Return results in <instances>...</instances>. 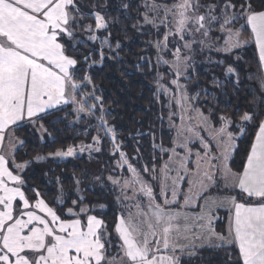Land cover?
Returning a JSON list of instances; mask_svg holds the SVG:
<instances>
[{
    "label": "snow or ice",
    "instance_id": "6c2138e0",
    "mask_svg": "<svg viewBox=\"0 0 264 264\" xmlns=\"http://www.w3.org/2000/svg\"><path fill=\"white\" fill-rule=\"evenodd\" d=\"M146 7L153 15L146 12L144 23L166 29L161 32L163 40L155 42L157 49L167 50L170 38L181 44H173L171 53L177 77L172 83L177 89H182L181 65L186 66L191 59L182 55L181 47L191 52L192 45L198 44L230 54L247 43L241 37L248 27L264 64V10H257L252 0H174L171 5L153 0ZM110 22L95 6L84 11L79 0H0V148L9 130L14 133L21 127L38 125L46 131L41 120L64 106H74L77 115L94 117L98 131L110 135L112 154H119L117 167L127 166L132 178L110 176L109 180L120 188L118 199L133 202L131 208L123 205L126 214L122 212L109 231L105 220L93 214L95 209L83 206L82 197L68 206L61 191L56 200L58 212L39 190L28 187L23 175L28 162L17 163L13 152L10 167L9 158L0 154V264H182V256L192 255L197 243L225 250L237 248V264H264V112L258 111L264 98L251 110L238 109L235 120L220 116L219 128L203 113H198L199 130L185 127L182 116L176 147L182 148L184 155L175 147H161L171 155L163 166L157 194L121 150L91 76L77 75L79 64H103L105 49L113 52L120 48L119 41L113 48ZM213 31L224 34L223 46L213 44ZM81 47L92 50L80 55ZM96 54L98 60L92 59ZM225 75L237 76L238 83L233 66H226ZM89 86L90 91L86 90ZM253 124L256 131L246 160L242 169L234 172L229 161L239 137L230 129L235 126L243 136L245 126ZM201 131L208 133L207 139ZM94 140L99 144V135ZM197 140L202 151L193 153L189 144ZM85 148L93 149V145H81L79 151ZM76 152L69 146L51 155L71 157ZM150 171L154 172L143 168L144 173ZM218 178L236 195L205 197ZM185 179L188 190L181 204ZM138 195L147 201L136 199ZM219 209L228 213L224 232L217 231L214 223L220 219Z\"/></svg>",
    "mask_w": 264,
    "mask_h": 264
},
{
    "label": "trees",
    "instance_id": "16d2710c",
    "mask_svg": "<svg viewBox=\"0 0 264 264\" xmlns=\"http://www.w3.org/2000/svg\"><path fill=\"white\" fill-rule=\"evenodd\" d=\"M144 2L145 0H79L84 11L90 12L95 6V10L105 12L113 20L109 25L111 41L114 49L115 43L119 41L120 48L113 52L105 49L103 64L97 63L91 67L79 64L80 71L77 75L91 76L97 95L102 96L104 109L108 114V126L114 128L121 150L158 194V182L152 176L162 175L169 151L162 152L160 149L173 147L174 133L167 121V100L164 94L155 89L154 78L160 68L149 61L151 55L145 49L149 35L144 33L142 25L139 27L146 12ZM252 3L257 10H264V0H252ZM250 36L247 33L245 37ZM197 48L201 49L198 44L194 46L193 59L185 80L189 101L192 99L196 107L215 122L222 115L235 120L238 109L246 111L259 105L264 98V81L253 43L235 49L230 54H215L217 60L212 64L206 63L210 51L204 50L201 54ZM91 50V47H81L80 55H87ZM232 56L238 59L233 61ZM92 59L98 60V54ZM227 65L235 68L238 83L237 76L225 75ZM86 90L90 91L91 86ZM196 96L201 98L200 101L198 99V104ZM258 111L264 112V106H259ZM39 123L46 129L43 137L38 132V125H27L15 131L19 142L23 141L14 153L15 160L17 163L26 161L29 164L23 173L28 187L39 190L45 201L58 212L60 209L56 200L61 191L68 206H72V200L79 201L82 197L83 206L95 209L93 214L103 218L109 231H112L119 215L122 212L126 214L123 205L131 207L129 202L118 199L121 195L120 188L113 185L109 177L131 179L132 173L127 171V166L123 167L122 172L116 166L119 154H112L110 135L98 131V122L94 117L77 115L74 106H64L63 110L47 115ZM255 131V124L249 125L246 135L237 141L238 147L230 163L235 172L242 169ZM97 135L99 144L94 140ZM81 145H93V149L98 147L100 151L85 148L81 152ZM69 146L77 149L76 156L60 160L51 155L58 150H66ZM145 166L154 172L144 173ZM142 198L144 202L147 200V197ZM79 206L78 203L77 207ZM223 227V223H219L216 230L224 232ZM237 253L235 247L228 250L203 249L190 256H183L182 264H237Z\"/></svg>",
    "mask_w": 264,
    "mask_h": 264
},
{
    "label": "rangeland",
    "instance_id": "374dc122",
    "mask_svg": "<svg viewBox=\"0 0 264 264\" xmlns=\"http://www.w3.org/2000/svg\"><path fill=\"white\" fill-rule=\"evenodd\" d=\"M152 2H153V0H145L144 3H145V6H146V5H150ZM155 2L159 3V4H169V5H171L174 2V0H155ZM146 12H148L149 15H153V13L150 12L147 7H146ZM144 14H143V17H144ZM111 21H113V20H111ZM141 25L145 29L144 33H147L149 35V41H147L145 43L146 52H149L150 55H151L149 61L152 64H157L158 67L160 68V70L158 71L156 77L154 78L155 89H156V92L164 94L165 100H167L166 101V107L169 110L168 114H167V117H168L167 121L170 123V126L172 127L173 133H174V136H173V147H175L176 151L179 152L181 155H184V150L182 148L176 147L177 129L182 123V121H181V117L182 116H183V124H184L185 127L192 126V127H196L197 130H199L197 122L200 119V117H199L198 113H203V115L205 117H208L209 122L213 126H215L216 128L220 127L219 118H217V122H215V120L213 118H211L209 115L205 114L200 108L198 109V107H196L197 105H195L193 103L192 99H191V101H189L188 97L186 95V89H187L186 82H185L186 74H187V72L189 70V64H190V62L193 59L192 53H194L193 50H194V46L196 44L192 45V49L193 50L191 52H189L187 49H184L183 47H181L182 55L190 56L191 59L187 61V65L186 66L184 64L181 65V75L179 76V83L181 84L182 89H177L176 86L172 83V81L174 79H176L177 77H176V74H175V69L171 66V61L173 60V56L171 55V53L174 51L173 44H176V46H181L180 42H178L177 40H172L170 38V42L168 44L167 50L161 52L155 46V42L158 41V40L159 41L163 40L161 32L166 31V29L161 27L158 30L157 28L153 27L152 25L145 24L144 21L142 23H139V27H141ZM237 27H239V25H237ZM247 33H249V35L251 34V31L249 30V28H246V29L242 30L241 39H242V41H247V43H243L241 47L236 48V49L244 48V46L249 45V43L251 42V36L246 38L245 36H246ZM243 34L245 36H243ZM197 38L199 39L198 36H197ZM225 38L226 37L224 36V34L220 33L219 31H213L212 34H211L212 42L216 46H223ZM254 47L256 49L255 45H254ZM201 49L197 48L198 52L201 53V54L203 53L204 50L210 51V53L208 54V57H207V61L208 62L206 61V63H211L212 64V63L216 62L217 58H216L215 54H218L219 52L216 51L215 48H211L210 49L208 47H203ZM256 51H257V49H256ZM257 55H258V53H257ZM147 58H149V57L147 56ZM158 58H160L159 62H158ZM237 59H238V57H233V56L231 58V60H233V61H235ZM163 60H167L170 63L165 64V63H163ZM258 60H259V56H258ZM200 65H202L201 62H200ZM259 65L261 66L260 60H259ZM261 70H262V68H261ZM158 85L162 86V87H158ZM202 93H205L204 90H202ZM198 99H199V101L201 100V98H199V96H196L195 100H197L196 101L197 104H198ZM159 103L161 104V100H159ZM248 127H249V125L245 126V134L243 136L239 135V130L237 128H235V126L233 128H231L230 131H233L234 134L239 137L237 139V141H238L240 138H242V137H244L246 135ZM38 132L41 135V137H43L44 134H46V131H42L39 126H38ZM201 135H203L206 139L208 138V133L207 132L201 131ZM13 139L15 140V136L14 135H13ZM237 141H236V143H237ZM6 146H8V145L6 144L5 147ZM189 147L192 149L193 153H195L197 151H202L198 140L195 141L194 143L189 144ZM7 150H8V152H11L9 146H8ZM213 151L214 152L216 151L215 148H213ZM170 155H171V153L168 152V158H167V161L165 163H167L169 161V156ZM53 157L54 158H58L60 160H66L67 158H69V157H56V156H53ZM232 158H233V156H232ZM232 158H231V160H232ZM231 160L229 161V165L231 163ZM116 166H117V163H116ZM189 167L190 168H194V165L193 164H189ZM122 170H123V168H119L120 172H122ZM171 175H175V173L173 172V173H171ZM162 180H163V173L156 180V182H158V188H160ZM169 183H170V181H169ZM187 184H188V181H187V179H185V181L183 183L182 190H181V201H180L181 204L183 203V199H182L183 193H186L187 190H188ZM127 192H128L129 196H132L131 188L127 189ZM227 192L233 193L234 191L225 188L222 179L218 178L217 185L209 188L208 191L204 193V196L205 197H214L216 193H227ZM142 197H143L142 195H138L136 197V199L143 201ZM123 201L129 202L130 207H131V204L133 203L130 200H123ZM200 203L202 205L203 204V200H201ZM133 210L135 211V209H133ZM189 211H193L194 212V211H196V209H190ZM217 214L220 217V219L217 220V221H214L215 225H218L219 223H222L224 221V215L221 216L220 213H217Z\"/></svg>",
    "mask_w": 264,
    "mask_h": 264
},
{
    "label": "crops",
    "instance_id": "0c3cea01",
    "mask_svg": "<svg viewBox=\"0 0 264 264\" xmlns=\"http://www.w3.org/2000/svg\"><path fill=\"white\" fill-rule=\"evenodd\" d=\"M248 28L251 31L250 27H248ZM251 43H253L255 45V43L252 41V37H251ZM257 53H258V49H257ZM258 56H259V53H258ZM261 68H262V75H263V81H264V64H261ZM13 135L15 136V132L13 133V132H11V130H9V132L6 133V135H5V141H4L3 148H0V154H3V155H5L6 157L9 158V160H10V165L9 166L10 167H13L12 164H11V158L12 157H11L10 153H13V152L15 153L16 149H18L19 146H20L19 140L16 138V136H15V140H14L13 139ZM6 144L10 147L11 152H8V150H7L8 146L5 147ZM76 155H77V153L74 156H76ZM74 156H71V157H74ZM228 195H236V192H233V193H231V192H227V193H216L214 197L222 198V197H225V196H228ZM132 211H134V210H132ZM217 213H220L221 216L224 215V221L222 223L224 225L223 229L226 231L227 226H228V220H227L228 213L225 210H223V209L218 210ZM203 249H220V248H216V247L210 246L207 243H205L203 246H200L199 243H197V246L195 248V251L203 250ZM184 256H188V255H184ZM182 258H183V256H182Z\"/></svg>",
    "mask_w": 264,
    "mask_h": 264
}]
</instances>
